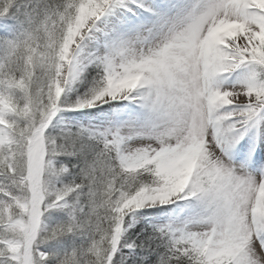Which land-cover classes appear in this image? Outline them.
<instances>
[{"label": "snow or ice", "instance_id": "obj_1", "mask_svg": "<svg viewBox=\"0 0 264 264\" xmlns=\"http://www.w3.org/2000/svg\"><path fill=\"white\" fill-rule=\"evenodd\" d=\"M0 264H264V0H0Z\"/></svg>", "mask_w": 264, "mask_h": 264}]
</instances>
